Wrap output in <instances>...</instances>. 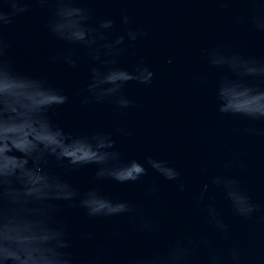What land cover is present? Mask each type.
<instances>
[{
  "label": "water",
  "instance_id": "95a60500",
  "mask_svg": "<svg viewBox=\"0 0 264 264\" xmlns=\"http://www.w3.org/2000/svg\"><path fill=\"white\" fill-rule=\"evenodd\" d=\"M28 6L32 11L16 17L4 34L17 71L43 77L69 97L66 105L49 114L53 123L73 136L92 130L112 132L123 159L143 163L151 156L165 161L180 172L187 191L178 192L175 183L164 181L151 169L142 183L128 185L97 183L93 166L70 171L50 159L49 170L81 192L97 187L111 198L140 206L160 221L165 236L207 237L219 247H225V242L219 240L195 198L214 176L236 178L253 202L261 205L253 220L235 217L220 190L210 188L207 195L230 224L234 242L250 253H264V135L244 132L254 127L264 133V122L218 112L216 86L230 74L211 67L206 59L209 50L222 47L226 54L239 52L264 61V34L254 31L249 22L253 5L246 0H81L78 6L91 12L89 27H98L102 19L114 22V29L105 33L102 43L126 31L120 22L125 14L131 18L128 28L148 33L124 51L117 66L133 71L143 60L154 73L152 82L126 85L124 95L133 106L119 111L107 101L93 103L91 108L81 106L77 93L86 88L93 66L88 50L50 36L45 25L54 5ZM68 51L75 53L76 69L53 61L54 56ZM95 66L101 65L97 62ZM248 83L264 89L262 80ZM117 129H124L127 135H119ZM153 184L159 185L160 191L148 196L147 189ZM56 216L69 226L71 251L77 257L107 253V264H120L124 257L165 243L163 238L137 236L131 222L123 217L90 219L83 209L70 204H62ZM110 231L123 236L106 241L105 234ZM87 234L95 238L84 239Z\"/></svg>",
  "mask_w": 264,
  "mask_h": 264
},
{
  "label": "clouds",
  "instance_id": "9594fccd",
  "mask_svg": "<svg viewBox=\"0 0 264 264\" xmlns=\"http://www.w3.org/2000/svg\"><path fill=\"white\" fill-rule=\"evenodd\" d=\"M246 2L253 5L249 17L253 30L264 34V4L261 0ZM80 3L81 0H0V264H107V253L81 257L73 254L69 226L56 216L62 204L83 209L90 219L127 218L137 236L165 240L163 247L129 255L120 264H264V253H250L234 242L230 224L207 195L210 188L220 190L235 217L253 220L261 212V205L253 202L236 178L214 176L195 198L219 240L225 242V247H219L207 237L165 236L160 221L140 206L111 198L97 187L81 192L49 170L50 159L70 171L93 166L97 183L128 185L142 183L151 169L164 181L175 183L178 192L187 191L180 172L165 161L151 156L143 163L123 159L112 132L92 130L73 136L53 123L49 114L66 105L69 97L43 77L17 71L5 30L16 17L32 11L29 4L54 5L45 25L47 32L67 45L87 49L93 62L86 88L77 93L81 106L91 108L93 103L106 101L113 103L117 111L133 106V101L124 95L125 86L130 82L150 84L154 73L143 60L133 71L118 67V58L148 33L128 28L131 18L125 14L120 22L126 31L113 41L102 43L105 33L115 27L113 20L102 19L98 27H89L91 12L78 6ZM74 56L68 51L54 56L53 61L76 69L78 61ZM206 59L211 67L230 74L216 86L218 112L264 122V89L248 83L264 81V61L239 52L226 54L222 47L209 50ZM97 62L101 66H95ZM116 132L127 135L124 129ZM244 132L264 135L254 127L245 128ZM159 191L160 186L153 184L147 195L155 196ZM122 236L110 231L104 239L112 241ZM94 238L93 234L84 237Z\"/></svg>",
  "mask_w": 264,
  "mask_h": 264
}]
</instances>
